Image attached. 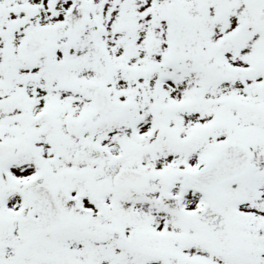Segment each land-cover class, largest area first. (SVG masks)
<instances>
[{
  "label": "snow or ice",
  "instance_id": "1",
  "mask_svg": "<svg viewBox=\"0 0 264 264\" xmlns=\"http://www.w3.org/2000/svg\"><path fill=\"white\" fill-rule=\"evenodd\" d=\"M0 264H264V0H0Z\"/></svg>",
  "mask_w": 264,
  "mask_h": 264
}]
</instances>
